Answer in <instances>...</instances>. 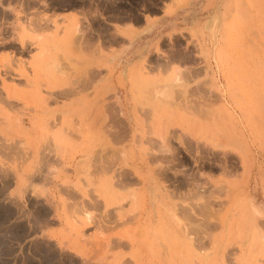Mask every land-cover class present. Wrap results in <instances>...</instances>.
<instances>
[{"label": "rangeland", "instance_id": "obj_1", "mask_svg": "<svg viewBox=\"0 0 264 264\" xmlns=\"http://www.w3.org/2000/svg\"><path fill=\"white\" fill-rule=\"evenodd\" d=\"M6 140L0 264H264V0H0Z\"/></svg>", "mask_w": 264, "mask_h": 264}, {"label": "crops", "instance_id": "obj_2", "mask_svg": "<svg viewBox=\"0 0 264 264\" xmlns=\"http://www.w3.org/2000/svg\"><path fill=\"white\" fill-rule=\"evenodd\" d=\"M66 18L70 19L71 17L67 16ZM155 25H156V22H148V23L146 22L144 27L145 26L154 27ZM50 30L54 31V28H50ZM61 41H63V39L59 38L56 35H52L51 38H50V43H53V44H56L58 42L60 43ZM78 42H79V39H78ZM75 46H76V44L74 43L73 44V50H75ZM54 55H55V57H57L56 54H54ZM37 57L38 56L36 55L33 60H36ZM36 62H38V60H36ZM26 79L30 80V82L27 81ZM56 81H57V78H54V77L51 78V79L47 78V82H46V86H45L41 81H39L38 75H35V74L32 73L30 76H28V78L25 77V86H19V88L22 89V91H20V93L21 94H25V96H29V95H50L49 98L52 101H56V99H57V96L55 94H64V93L68 92L69 90L71 91V93L73 92L74 95H75V93H78V94L81 93L80 88H79L78 85H77L76 88H72V89H69L67 91H64V90L60 91L61 89H59V87L57 86V82ZM10 89H14L13 86H11ZM56 90L59 91V92H57ZM16 92H18V91H16ZM8 93H10V91ZM78 106H79L78 104L73 103V102H70L68 104H62V105L59 104L58 105V107H61L63 110L70 109L68 107H71L72 109H74V107H78ZM50 108L51 109H57V105L55 104V102L50 103ZM34 127H35L34 123L30 124V125L26 124L25 149H26V152H28L27 153V157L29 159H32L30 165L28 164V166H27L28 168H34L33 159L35 157L34 152L36 151V146H35V143L33 142V139L36 138V134L38 133L37 129H34ZM53 132H55V133L58 132V129L55 128L53 130ZM65 133H66V135H68V136L73 138V134L71 133L70 130H67ZM15 144H16V141H15ZM55 149H56V147H55ZM72 150H73L72 148H70V149L66 148L65 150L63 149L64 152L65 151H72ZM2 151L4 152L3 155L1 154ZM13 151L16 152V145H12V140H8V141L6 140L4 146L0 147V158H3V160H6V161H10L12 159V152ZM35 173H38V172H32V174H35ZM62 201H63V203H61V199H58L56 205L58 207L71 206V205L72 206L81 205L78 202H72V204H71V199L70 198L69 199H64ZM88 206L91 207V202H89ZM136 222L139 223L140 220L138 219ZM123 228L124 227L119 228V229H123ZM115 233L116 234H118V233L122 234L123 231L120 230V231H117ZM108 234H110V233H106V235H108ZM94 245H97V231L91 229L90 231H88L85 234V236L83 237V240L80 241V243L76 247V249H83L86 246L92 247ZM109 249H111L113 253H117L120 250L128 249V245L126 243H124L123 241L115 239V240L111 241V247ZM74 253H80V252H77V250H74Z\"/></svg>", "mask_w": 264, "mask_h": 264}, {"label": "bare ground", "instance_id": "obj_3", "mask_svg": "<svg viewBox=\"0 0 264 264\" xmlns=\"http://www.w3.org/2000/svg\"><path fill=\"white\" fill-rule=\"evenodd\" d=\"M256 25H257V24H256ZM92 61H93V60H92ZM89 62H90V61H89ZM89 62H88V64H89ZM91 64H92V63H91ZM91 64H90V65H91ZM86 65H87V63H86ZM91 66H92V65H91ZM85 67H87V66H85ZM88 67H89V66H88ZM92 69H93V68H92ZM94 69H96V68H94ZM88 73L90 74V73H92V72L88 70ZM90 78H91V77H90ZM91 80H92V79H91ZM91 80H90V82L93 81V80H92V81H91ZM84 81H85V80H84ZM84 81H83V82H84ZM86 81H87V79H86ZM84 83H85V84H84ZM84 83H82V84H84V88L90 89V84H91V83H89V82H84ZM82 86H83V85H82ZM105 89H106V87L104 86V87H103V92H102V95H103V96L106 95V91H105ZM240 89H241V88H240ZM68 90H69V89H68ZM243 90H244V89H243ZM56 91H57V90H56ZM56 91H55V92H56ZM60 91H62V90H60ZM64 91H65V90H64ZM66 91H67V90H66ZM69 91H70V90H69ZM69 91L66 92V93H64V94H66V95L72 94L71 91H70V92H69ZM52 92H53V91H52ZM57 92H59V91H57ZM51 94H52V93H51ZM57 95H58V94H57ZM103 96H102V97H103ZM59 97H62L61 94H60ZM102 99H103V98H102ZM105 100H106V99H105ZM106 102H107V100H106ZM106 102H102V103H100V107H106V109H104V110L107 111V110L109 109V108H107V107H108V105H109V107H110V104H109V101H108V104H107ZM87 104L90 106V105H91V102H87L86 105H87ZM88 105H87V106H88ZM94 107H95V106H94ZM102 111H103V110H102ZM254 130H255V129H254ZM245 135H246V134H245ZM247 135H248V134H247ZM242 136H244V134H243ZM247 137H248V136H247ZM250 137H251V136H250ZM243 138H244V137H243ZM244 139H246V138H244ZM247 140H248V139H247ZM106 155H107V154H106ZM106 155H105V157H106ZM136 175H137V174H136Z\"/></svg>", "mask_w": 264, "mask_h": 264}]
</instances>
